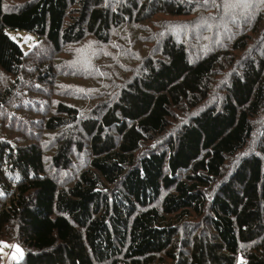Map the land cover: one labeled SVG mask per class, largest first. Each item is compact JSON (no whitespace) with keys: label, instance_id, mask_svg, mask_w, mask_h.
I'll return each mask as SVG.
<instances>
[{"label":"trees","instance_id":"1","mask_svg":"<svg viewBox=\"0 0 264 264\" xmlns=\"http://www.w3.org/2000/svg\"><path fill=\"white\" fill-rule=\"evenodd\" d=\"M158 1L118 0L111 9L109 1L104 8V0H37L7 12L0 0V69L17 76L24 60L7 31L45 39L59 53L62 44L84 38L85 25L97 41L108 43L115 30L131 28L121 36L130 39L154 16L181 18L194 10L183 0ZM260 2L237 4L234 19L222 26L226 35L200 43L205 54L197 62L188 60L185 44L193 36L186 29H175L163 44L156 43L153 57L121 89L111 109L83 123L93 159L70 188L59 190L46 175L36 144L0 139V237L25 250L20 264H152L160 254L171 256L177 226L202 216L201 190L222 178L226 161L244 149L253 135V120L264 111ZM70 7L78 8L79 18L64 29ZM214 77L228 81L220 109L197 114L167 151L136 159L142 144L166 129L172 110H193L207 100ZM57 111L76 118L75 109L59 106ZM61 124L57 117L45 127L53 131L65 126ZM70 146L62 147L53 160L56 165L67 164ZM262 154L241 162L230 181L219 186L208 209L214 242L196 240L188 264H242L236 260L239 245L263 234ZM163 190L170 192L160 201ZM260 247L259 255L247 256V264H264V241Z\"/></svg>","mask_w":264,"mask_h":264},{"label":"rangeland","instance_id":"2","mask_svg":"<svg viewBox=\"0 0 264 264\" xmlns=\"http://www.w3.org/2000/svg\"><path fill=\"white\" fill-rule=\"evenodd\" d=\"M37 0H3L4 10L17 11L24 3ZM116 7L118 0H104ZM160 0L158 2H162ZM171 2V0H166ZM246 0H183L186 6L194 10L187 17H169L165 13L151 18L145 27L139 28L130 39L121 36L132 29L113 31L110 41L103 43L90 35L83 26L84 38L77 43L62 44L61 51L55 50L45 39H38L32 34L19 31H7L24 54L20 73L10 76L0 69V139H8L19 144L34 143L44 156L46 175L53 179L59 190H66L76 181L78 174L89 169L93 159L91 138L83 128V123L97 120L106 110L111 109L120 97V91L135 76L142 72V65L147 57H153L152 47L163 44L166 37L175 29H186L193 36L185 44L189 62L199 61L205 54L204 45L221 35H226L222 26L234 19L236 5L242 7ZM258 7L262 2L257 4ZM263 13L264 14V9ZM79 18V10L70 7L64 21V29L73 26ZM264 21V20H263ZM139 56V57H138ZM139 58V59H138ZM138 59V62L135 60ZM228 81L214 77V86L207 100L196 109L172 110L167 119L166 129L161 135H155L142 144L136 153V159L152 152H164L197 114L212 109H220L224 101V89ZM75 109L76 118L71 119L59 113L58 107ZM62 119L65 126L49 131L45 125L52 118ZM71 120V121H70ZM114 133H111V136ZM65 143H70L66 159L56 165L54 158L61 153ZM264 151V111L253 120V135L244 149L235 157L226 161L223 176L209 189H202L205 209L202 216H191L177 226L176 238L173 239L168 253L160 254L152 264H188L191 260L194 243L200 240L214 242V235L209 226L208 209L216 197L219 186L229 182L231 175L240 163L252 157H263ZM170 191L163 190L162 198ZM264 226V223H263ZM263 234L248 244H240L236 260L247 264V256L259 255ZM261 251H264L263 249ZM25 250L11 238L0 237V264H20ZM183 263L182 261H184ZM118 264H129L120 260Z\"/></svg>","mask_w":264,"mask_h":264},{"label":"snow or ice","instance_id":"3","mask_svg":"<svg viewBox=\"0 0 264 264\" xmlns=\"http://www.w3.org/2000/svg\"><path fill=\"white\" fill-rule=\"evenodd\" d=\"M261 2H264V0H261Z\"/></svg>","mask_w":264,"mask_h":264}]
</instances>
